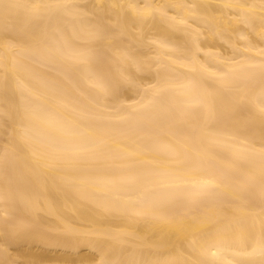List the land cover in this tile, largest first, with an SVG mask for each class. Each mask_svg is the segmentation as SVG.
I'll return each mask as SVG.
<instances>
[{
    "label": "bare ground",
    "instance_id": "6f19581e",
    "mask_svg": "<svg viewBox=\"0 0 264 264\" xmlns=\"http://www.w3.org/2000/svg\"><path fill=\"white\" fill-rule=\"evenodd\" d=\"M264 0H0V264H264Z\"/></svg>",
    "mask_w": 264,
    "mask_h": 264
},
{
    "label": "snow or ice",
    "instance_id": "6c2138e0",
    "mask_svg": "<svg viewBox=\"0 0 264 264\" xmlns=\"http://www.w3.org/2000/svg\"><path fill=\"white\" fill-rule=\"evenodd\" d=\"M259 92L261 94L262 99H264V78H262L261 83L259 85Z\"/></svg>",
    "mask_w": 264,
    "mask_h": 264
}]
</instances>
